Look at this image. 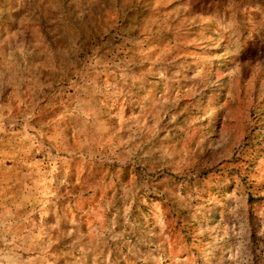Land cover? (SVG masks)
<instances>
[{
    "label": "rangeland",
    "instance_id": "1",
    "mask_svg": "<svg viewBox=\"0 0 264 264\" xmlns=\"http://www.w3.org/2000/svg\"><path fill=\"white\" fill-rule=\"evenodd\" d=\"M0 264H264V0H0Z\"/></svg>",
    "mask_w": 264,
    "mask_h": 264
}]
</instances>
